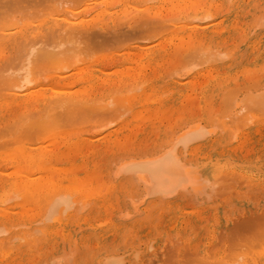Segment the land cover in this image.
<instances>
[{
	"label": "rangeland",
	"instance_id": "1",
	"mask_svg": "<svg viewBox=\"0 0 264 264\" xmlns=\"http://www.w3.org/2000/svg\"><path fill=\"white\" fill-rule=\"evenodd\" d=\"M155 1L148 6L159 3ZM212 1L215 4L216 0ZM70 2L67 6L79 13L103 1ZM109 2L105 0L101 8L106 10ZM219 3L207 11L216 13L215 32L198 41H186L185 37L183 42L187 46L181 49L176 47L177 40L170 41V31L159 33V23L153 22L157 17L152 19L142 12H134L133 19L128 17L127 25H121L122 20H114L117 23L114 25L112 13L116 8L102 9L106 12L104 19L110 17L99 22L95 16L97 26L93 25L96 30L93 29L98 34L101 32L100 36L91 30L97 38L89 41L84 38V42L79 40L83 42L81 46L74 45L80 48H76L79 52L82 50L76 54L82 58L81 61L77 58L79 64L72 61L75 63L72 66L71 58L61 70L58 69L63 66L54 68L58 73H50L45 70L53 65L43 62L41 74H49V79L46 77L44 82L40 77L37 81L38 75H35L37 82L28 87L51 83L54 89L52 85L58 84L54 92L48 86L44 87L46 90L42 87L41 94L45 97L60 96V89L68 87L67 90L72 89L70 92L78 93L77 102L81 105L73 103L69 108L47 112L42 109L36 115L41 120L36 118L32 122L35 125H30L31 131L27 132L26 126L18 121L24 109L19 108L21 112L10 103L12 100L0 97V106L5 108L0 107V114H4L0 115V184L7 185L13 177L23 183L40 182L39 191L33 194L23 188H20L22 194L19 189L0 194V228L4 229L0 237L5 240L0 243V264H104L106 258L116 256L122 258L121 264L261 263L259 254H264V0H239L235 8H231L232 0ZM89 8L90 15H96L101 9ZM164 10L163 15L170 12L171 18L182 15L179 9ZM199 11V15L206 14ZM183 14L188 16L189 12ZM44 16L29 23L49 21L50 17ZM211 21L214 22L213 19L208 22ZM17 53L20 52L15 48L6 50L7 56L2 58L0 66L6 65L9 59L10 63ZM140 53L142 58L138 56ZM223 54L226 57H217ZM75 69L78 70L74 74ZM137 75L143 76L141 81L136 80ZM87 77H93L94 81L89 83ZM106 81L108 84L103 83ZM37 121L43 124L39 129ZM192 127L211 132L202 140L189 143L186 149L179 146L176 150L190 170L198 173L203 184L179 189L168 197H144L147 192L143 183L120 168L131 160L164 152L181 133ZM21 149L30 152L35 162L12 157ZM16 193L21 197L13 196L4 205ZM56 195L71 201L67 203L69 200L65 199L58 212L74 205L65 214L60 212V216L57 212L51 217L49 206Z\"/></svg>",
	"mask_w": 264,
	"mask_h": 264
},
{
	"label": "bare ground",
	"instance_id": "2",
	"mask_svg": "<svg viewBox=\"0 0 264 264\" xmlns=\"http://www.w3.org/2000/svg\"><path fill=\"white\" fill-rule=\"evenodd\" d=\"M63 1V2H62ZM0 0V61H2V58L9 55H4V52H6V50H10V49H16L17 53L15 58H11V62L9 63V61L7 62L6 59V65L0 66V97L3 100L2 97H7L9 100H12L10 103H12L15 108L17 107L22 108L23 113H20V118H19V123H22L23 125L26 126V131L28 132V130L31 131V127L30 125H35L34 123H32L33 121L36 122L37 118L36 115L39 114V112L43 109V111H55L57 109H63L66 107H71L73 106V103H75V105H81V103L79 104V101L77 102V96L78 93L76 92H70V90L72 91V89H69L68 87H66L64 90L63 88L60 89L61 90V95L57 96V95H53L52 96H47V94H51L50 92L46 94L47 97L44 96V94H41V85L36 86V87H32V88H28L30 86H32L35 83V79L38 78L39 80L40 77H42L43 79H46V77L49 75L46 73V75H42L41 72L42 67H40L41 63H45L47 62V65H50L52 67L48 68V72H57L58 70H61V68H64L63 65L67 64L68 61L71 59V61H69L71 63V65L73 66V64H77V58H79V61H81V57L79 54V57L76 55L77 51L79 52L80 48L78 45L82 44L84 42V40L88 39L87 41H89V39H95L97 37H95L98 34L95 30L94 27H96L97 25V21L95 19V16L97 17V20L99 22L103 21L104 19V14L106 13L105 11H108V8L111 9H115V11L112 13V16L115 17V19L113 18L112 23H114L116 20L117 21H121L123 22V24L121 25H127L128 23H130V18L133 19L132 14H135L136 12H141L143 13V15H148L150 17H157V19L159 18V21L157 19L154 18L155 24L157 25V23H159L157 25V29H159V33H163V32H167L170 31L168 33L170 41L173 40H177L178 41V45H176L177 48H183L186 47L187 45L184 44L183 41H185V37H186V41L189 40L191 41H198L199 39H203L202 37L204 36H209L212 35L215 31H213L214 28H216V22L215 18H216V13L212 14L210 11L209 13L207 11L212 10L216 7H218V3H222L224 0H216L215 4L213 3L212 0H156L159 1V3H157L156 5L153 6H148L149 3L155 1V0H109L110 2L107 3L108 7L105 10L104 8H101L102 3L105 0H99V2H102L100 4H98L97 6L95 5H90L89 7L93 6L96 8H101L100 10H98V12L95 14L90 15L91 11L90 8L88 7L87 10H84V12H75L73 11V9H70V5L69 2L71 0ZM76 1V0H75ZM78 2H80V0H77ZM92 1V0H91ZM94 1V0H93ZM155 1V2H156ZM229 1V0H227ZM239 0H232V7L231 8H235L237 7V3ZM81 2H86V0H81ZM97 2V0H96ZM107 2V1H106ZM105 2V4H106ZM218 2V3H217ZM71 3V2H70ZM95 3V2H92ZM219 3V4H220ZM227 5V3H226ZM34 6V8L32 7ZM104 6V5H102ZM33 8V9H31ZM164 8H171V11H173V9L175 10H180L179 12L182 13V15L180 14V16H176V17H168L170 16V12L168 13L167 16L163 15V12L165 11ZM227 8V7H226ZM102 9H104L105 11H103ZM118 9V11L116 12V10ZM33 10V11H32ZM162 10H164L162 12ZM167 10V9H166ZM174 10V11H175ZM203 10L202 12L205 11V13L208 15H199L198 11ZM110 11V10H109ZM199 11V12H200ZM225 11H227L225 9ZM96 12V11H94ZM135 12V13H134ZM166 12V11H165ZM185 12H189L188 16L184 15L183 13ZM222 13V12H221ZM109 14H111L109 12ZM210 14V15H209ZM49 16L50 19L49 21H44L42 23H33L34 20H39V17L43 16ZM89 15L91 16V18H88ZM94 15V17H92ZM44 16V17H45ZM148 16H146V18H148ZM110 16H107V19ZM139 17V16H138ZM213 19V21H211L212 23H209V19ZM104 19V20H107ZM125 19V22H124ZM231 19V18H230ZM33 20V22H30ZM142 20V19H141ZM150 19H148L149 21ZM220 20V19H219ZM110 21V20H109ZM157 21V22H156ZM93 22V23H92ZM142 22V21H141ZM152 22V23H153ZM117 25V23H114V25ZM120 24V23H119ZM206 24V26H204ZM96 25V26H93ZM99 25V24H98ZM103 25V24H102ZM120 25V26H121ZM146 25V24H145ZM208 25V27H207ZM218 25V24H217ZM235 25V24H234ZM104 26V25H103ZM123 26H121V31H123ZM258 26V25H257ZM119 27V26H118ZM143 27V26H142ZM141 27V28H142ZM95 30H94V29ZM105 28V26L103 27ZM120 28V27H119ZM140 28V27H139ZM231 28V27H230ZM229 28V29H230ZM233 28V27H232ZM117 29V28H116ZM115 29V30H116ZM144 29V28H143ZM206 31H203V30ZM223 30V27L221 28ZM97 33L95 34V36L93 35V32ZM108 30V28L106 29ZM114 30V32H115ZM120 30V29H119ZM98 31V30H97ZM141 31V30H140ZM219 31V30H218ZM217 31V32H218ZM92 32V34H91ZM110 32V31H109ZM129 32V31H128ZM132 32V31H131ZM137 32V31H136ZM108 33V31L106 32ZM110 34V33H109ZM112 34V33H111ZM104 35V34H102ZM106 35V34H105ZM104 35V36H105ZM162 35V34H161ZM159 36V34L157 35ZM90 37V38H89ZM111 37V36H110ZM156 37V36H155ZM168 37V36H166ZM85 38V39H84ZM130 38V37H129ZM147 38V36H146ZM83 39V40H81ZM99 39V38H98ZM102 39V36L100 38V40ZM121 40V38H119ZM205 39V38H204ZM83 42H81V41ZM85 40V41H86ZM99 40V41H100ZM114 40V39H113ZM81 43H79V42ZM98 41V40H97ZM106 41V40H105ZM110 42V40H108ZM107 41V43H108ZM204 42V40H201ZM77 43V47H75L74 45H76ZM90 43V42H89ZM100 43V42H99ZM194 43V42H193ZM254 43V42H253ZM92 44L93 41H92ZM109 44V43H108ZM107 44V45H108ZM175 44V43H174ZM81 46V45H80ZM85 46V45H84ZM88 46V45H86ZM94 46V45H93ZM106 46V45H105ZM173 46V45H172ZM174 46V48H176ZM79 49V50H76ZM88 48V47H87ZM160 49V48H159ZM200 49V48H199ZM87 50V49H86ZM114 50V49H113ZM162 50V49H161ZM183 50V49H182ZM195 50V49H194ZM82 51V50H81ZM80 51V52H81ZM191 51V50H190ZM79 52V53H80ZM84 52V51H83ZM86 52V51H85ZM89 52V50H88ZM87 52V53H88ZM141 52V50H140ZM90 53V52H89ZM189 53V52H188ZM191 53V52H190ZM195 53V52H194ZM199 53V52H198ZM11 54V53H10ZM14 54V53H13ZM84 54V53H83ZM92 54V53H91ZM147 54V53H145ZM209 54V53H208ZM211 54V53H210ZM225 54V53H224ZM220 55L217 57H221L224 56L226 57V55ZM15 55V54H14ZM71 55L73 57H71ZM134 55H137L134 54ZM141 55V57H140ZM212 55V54H211ZM10 56V55H9ZM12 56V55H11ZM10 56V57H11ZM140 58H142V54L140 53L138 55ZM137 56V57H138ZM138 57V58H139ZM143 57H144V53H143ZM146 57V56H145ZM144 57V58H145ZM192 57V55H191ZM7 58V57H6ZM137 58V59H138ZM139 58V59H140ZM185 58V57H184ZM196 58V57H195ZM4 59V58H3ZM69 59V60H68ZM148 59V58H147ZM146 59V60H147ZM66 60V61H64ZM142 60V59H141ZM4 61V62H5ZM72 61H76L75 63ZM135 61V60H134ZM143 61V60H142ZM18 62V63H16ZM139 62V61H138ZM9 63V64H8ZM44 63L41 64V66L44 67ZM81 63V62H80ZM1 64V63H0ZM14 64V65H13ZM46 64V63H45ZM79 64V62H78ZM143 64V63H141ZM9 65V66H8ZM71 65H69L68 69L71 67ZM139 65V64H138ZM59 66H63V67H59ZM187 66V65H186ZM59 69L55 71L54 68H58ZM67 67V65H66ZM65 67V68H66ZM53 68V69H51ZM130 68V67H128ZM186 68V67H185ZM191 68V67H190ZM46 69V67H45ZM51 69V70H50ZM67 69V70H68ZM78 69H75L73 72L75 74V72ZM143 70V69H142ZM141 70V71H142ZM193 70V69H192ZM66 71V70H65ZM125 71V70H123ZM59 72V71H58ZM57 72V73H58ZM72 72V71H71ZM103 72V71H102ZM121 75L123 76V73L121 71H119ZM253 72V71H252ZM202 73V72H201ZM42 76H41V75ZM68 74V73H67ZM73 74V76H74ZM127 74V73H126ZM210 74V73H209ZM2 75H6L4 77H2ZM35 75H38V77ZM60 74H58L57 76H59ZM63 75V74H62ZM61 75V77H62ZM79 75V74H78ZM87 75V74H86ZM55 76V75H54ZM52 76V77H54ZM66 76V74L64 75ZM63 76V77H64ZM88 76V75H87ZM91 76V75H90ZM118 76V74H117ZM128 76V75H127ZM138 76V75H137ZM140 76V75H139ZM138 76V77H139ZM45 77V78H44ZM50 77V75H49ZM135 79L141 81V78L143 77H139L140 79ZM224 77V76H223ZM77 78V77H76ZM130 78V77H128ZM184 78V77H183ZM47 79H49L47 77ZM46 79V80H47ZM60 80L62 78H59ZM86 79V77L84 78ZM100 79V78H99ZM133 79V80H135ZM144 79V78H143ZM142 79V80H143ZM260 79V78H259ZM45 80V81H46ZM56 80V78H55ZM80 80V78H79ZM92 80L94 81L93 77H87V81L92 82ZM103 80V79H102ZM105 80V79H104ZM107 80V79H106ZM132 80V81H133ZM135 80V81H136ZM212 80V79H211ZM261 80V79H260ZM36 81V82H37ZM44 81V80H43ZM44 81V82H45ZM58 81V79H57ZM62 81V80H61ZM85 81V82H87ZM96 81V80H95ZM133 81V82H135ZM43 82V83H44ZM67 82V81H66ZM84 82V80L82 81ZM102 82V81H101ZM209 82V81H208ZM234 82V81H233ZM50 83V82H49ZM54 83V81H53ZM65 83V82H64ZM63 83V84H64ZM69 83V82H68ZM76 83V82H75ZM99 83V82H98ZM108 84V81L103 82ZM179 83V81H178ZM181 83V82H180ZM51 84V83H50ZM48 84L47 86L50 88V91L54 92V89L56 88V86L58 87V84L55 85V83L52 85V87L54 89L51 88V85ZM62 84V85H63ZM146 84V83H145ZM144 84V85H145ZM207 84V82H206ZM43 85V84H42ZM67 85V84H66ZM70 85V84H69ZM72 85V84H71ZM150 85V84H149ZM152 85V84H151ZM47 86H44L47 88ZM68 86V85H67ZM85 86V85H82ZM203 86V85H202ZM259 86V85H258ZM40 87V88H39ZM43 87V88H44ZM86 88V87H85ZM83 88V89H85ZM45 89V88H44ZM80 89V88H79ZM90 89V87H89ZM92 89V88H91ZM121 89V88H120ZM148 89V88H147ZM151 89V87H150ZM236 89V88H235ZM46 90V89H45ZM76 90V89H73ZM78 90V89H77ZM88 90V89H87ZM64 91V93L62 92ZM66 91V92H65ZM80 91V90H78ZM77 91V92H78ZM86 91V90H84ZM83 91V92H84ZM91 91V90H89ZM120 91V90H119ZM200 91V90H199ZM3 92V93H2ZM57 93V91H55ZM58 93H60V91H58ZM79 94H81L79 92ZM88 95H90V93H88ZM99 95V94H98ZM164 95V94H163ZM88 97L87 95H83V97ZM82 97V98H83ZM93 97V96H92ZM80 98V97H79ZM78 98V99H79ZM121 98V97H120ZM7 99V100H8ZM5 100V99H4ZM5 100V101H7ZM101 100V99H100ZM103 100V99H102ZM124 100V98H123ZM130 100V99H129ZM35 102L34 104L32 102ZM86 101V99H85ZM90 101H93L90 99ZM107 102V101H106ZM113 102V101H111ZM115 102V101H114ZM131 102V101H130ZM190 102V101H189ZM6 102H4V106H6L8 109L9 107L7 105H5ZM32 103V105L30 104ZM199 103V102H198ZM243 103V102H242ZM2 104V103H1ZM11 104V106H12ZM83 104V103H82ZM87 104V101L86 103ZM89 104V103H88ZM92 104V103H91ZM126 104V103H125ZM111 104H109L110 106ZM113 105V104H112ZM1 107V106H0ZM13 107V106H12ZM119 107V106H118ZM197 107V106H196ZM264 107V106H262ZM4 108V107H1ZM13 107V109H15ZM73 108V107H72ZM81 108V107H80ZM84 108V107H83ZM86 108V107H85ZM92 108V107H91ZM94 108V107H93ZM92 108V109H93ZM106 108V107H105ZM26 109V110H25ZM75 109V107H74ZM98 109V107H97ZM101 109V108H100ZM108 109V108H107ZM126 109V108H124ZM1 110V109H0ZM5 110V108H4ZM12 110V109H11ZM10 110V111H11ZM20 110V109H19ZM18 110V111H19ZM22 110H20L22 112ZM88 110V108H87ZM102 110V109H101ZM114 110V109H113ZM225 110V109H224ZM255 110V109H254ZM7 111V110H6ZM9 111V110H8ZM14 110H12L13 112ZM33 111H36L35 113ZM59 111V110H58ZM57 111V112H58ZM71 111V110H70ZM77 111V109L75 110ZM74 111V112H75ZM99 111V110H98ZM117 110H115L116 112ZM241 111V110H240ZM261 111V110H260ZM15 112V111H14ZM67 112V111H66ZM69 112V111H68ZM67 112V113H68ZM91 112V109H90ZM101 112V111H100ZM105 112V111H104ZM113 112V113H115ZM125 112V111H123ZM254 112V111H253ZM6 114H8L7 112H4ZM84 113V112H83ZM93 113V112H92ZM212 113V112H211ZM47 114V113H44ZM57 114V113H55ZM74 114V113H73ZM91 114V113H90ZM95 114V113H94ZM104 114V113H103ZM102 114V115H103ZM111 114V113H110ZM117 114V113H116ZM120 114V113H118ZM117 114V115H118ZM1 115V114H0ZM4 115V114H3ZM1 115V117L3 116ZM43 115V114H42ZM64 117V114H62ZM72 115V114H71ZM80 115V114H79ZM86 115V114H85ZM96 115V114H95ZM108 115V114H107ZM116 115V116H117ZM122 115V113H121ZM49 116V115H46ZM60 116V114H59ZM67 116V115H66ZM69 116V115H68ZM78 116V115H77ZM87 116V115H86ZM89 116V115H88ZM239 116V115H238ZM261 116V115H260ZM95 117V116H93ZM103 117V116H102ZM111 117V116H110ZM119 117H121L119 115ZM37 118V119H36ZM60 118V117H59ZM67 118V117H66ZM73 118V116H72ZM118 118V117H117ZM123 118V117H122ZM121 118V119H122ZM237 118V117H236ZM260 118V117H259ZM43 119V118H42ZM53 119V118H52ZM234 119V117H233ZM41 120V119H40ZM38 120V121H40ZM79 120V119H78ZM94 120V118H93ZM97 120V119H96ZM236 120V119H235ZM37 121V122H38ZM47 121V120H46ZM50 122V120H48ZM60 121V120H59ZM74 121V120H73ZM239 121V120H236ZM17 122V121H16ZM45 122V121H44ZM43 122V123H44ZM220 122V121H219ZM12 123V122H11ZM18 123V122H17ZM32 123V124H31ZM39 124H37L36 128H40L43 124H40V122H38ZM62 123V122H61ZM64 123V122H63ZM104 123H106L104 121ZM71 124V123H70ZM95 124V123H94ZM100 124V123H99ZM46 125V124H45ZM59 125V124H58ZM19 126V125H18ZM17 126V127H18ZM28 126V127H27ZM50 126V125H47ZM61 126V125H60ZM242 126V125H241ZM55 127V126H54ZM222 127V126H221ZM239 127V126H238ZM13 128V127H12ZM21 128V127H20ZM18 128V129H20ZM38 128V129H39ZM46 128V127H44ZM42 130V129H40ZM186 130V129H185ZM4 131V130H3ZM37 131V129L35 130ZM13 132V131H12ZM39 132V131H38ZM45 132V131H44ZM211 131L210 130H205L203 128H199V127H192L190 128L188 131L183 132L179 135V137L177 138V140L175 141V143H173V146L167 148V150H165L162 153L156 154L154 156L151 157H146V158H142V159H135V160H131L127 163H125L121 169V171L123 170L125 173H131L135 176H137V178L143 183V187H145V191L147 192L146 194H144V197H168L173 195L175 192H177L179 189H185L188 186H193V187H197L202 181L200 180V176L196 174H194L191 170L190 167L188 165L185 164V162L181 159V156L178 154L177 152V147L181 146L184 147L186 149V146L196 140H202L205 136H207V134H209ZM31 133V132H30ZM33 133V131H32ZM42 134V132L40 133ZM109 134V133H108ZM232 134V133H231ZM6 135V133H5ZM37 136L40 135L38 133H36ZM171 135V134H170ZM19 136V135H18ZM231 136V135H230ZM3 137V136H2ZM5 137V136H4ZM31 137V136H30ZM36 137V136H35ZM37 138V137H36ZM42 138V137H41ZM15 141V138H13ZM4 141V140H3ZM9 141V140H8ZM18 141V140H17ZM16 141V142H17ZM15 142L14 145H16L17 143ZM24 142V141H23ZM7 143V141H6ZM8 145V144H7ZM5 145V146H7ZM13 145V144H11ZM9 145V146H11ZM13 147V146H12ZM4 149V148H3ZM26 151V150H25ZM24 150H19L17 151V155H13L12 157H16V159L18 160H23V162H28L27 159H29L30 163H34L35 160L32 157V154L30 152H25ZM52 155V154H51ZM43 157V156H42ZM15 160V158H14ZM17 164V162H15ZM20 164V163H19ZM23 165V164H22ZM34 165V164H33ZM42 165V164H41ZM40 165V166H41ZM121 167V166H119ZM118 172V171H117ZM123 172V173H124ZM119 173V172H118ZM49 175V174H48ZM126 175V174H125ZM26 176V175H25ZM45 176V175H43ZM28 177V176H27ZM49 178V176H46V178ZM16 179V180H13ZM12 180H10L11 182H9L7 185L5 184L4 186L2 185V183L0 184V186H2L3 188H1L0 194L3 193V195L13 189H19L23 188L24 191H28L29 193L33 194L35 192L39 191V186H40V182L38 183H23L21 182V180L19 181V179L17 180V178L13 177ZM50 181V180H48ZM1 182V180H0ZM46 183V182H45ZM48 183V182H47ZM203 184V183H201ZM221 184V183H220ZM72 186V185H71ZM201 186V185H200ZM5 187V188H4ZM76 190L79 191V189L75 188ZM202 189V186H201ZM22 190V189H21ZM72 190V187H71ZM70 190V191H71ZM86 190V189H85ZM15 191V190H14ZM19 193V194H20ZM81 193V192H80ZM22 194V193H21ZM20 194V195H21ZM77 194V193H75ZM100 194V193H98ZM54 195V194H53ZM232 195V194H231ZM18 199L19 195H17V193L15 195H11V199L8 197V199L3 202L5 203L4 205H6V203L10 200H13L14 198ZM52 196V195H51ZM57 196V195H56ZM67 196V195H66ZM4 197V196H3ZM143 197V198H144ZM49 198V197H48ZM69 198V197H68ZM142 198V199H143ZM45 199V198H44ZM67 203L71 202L70 199H67V197L64 196H57L55 197L52 201V203L50 204V208L49 211L51 214V217L54 216L57 212L58 209L60 208V206L62 207V205H64L66 202ZM26 200H28V197L26 198ZM25 200V201H26ZM49 202V201H48ZM141 202V200L139 201ZM143 202V200H142ZM133 203V202H132ZM73 204V203H72ZM2 205V204H1ZM68 206H70V204H66ZM74 205V204H73ZM72 205V206H73ZM70 206V207H72ZM70 207H64L65 209H63L62 211H59L58 213H63L65 214V212L67 210H69ZM63 208V207H62ZM103 208V207H102ZM136 208V207H135ZM9 209V208H8ZM1 212V211H0ZM11 212V211H10ZM60 213V216H61ZM21 214V213H20ZM28 215V214H27ZM25 215V217L27 216ZM0 216H2L0 214ZM50 216V215H49ZM120 216V215H119ZM48 217V214H47ZM51 217L49 219H51ZM125 217V216H124ZM10 218V217H8ZM56 218V217H55ZM62 218V217H61ZM5 219V216H4ZM3 219V220H4ZM27 219V218H26ZM31 219V217H30ZM33 219V216H32ZM31 219V220H32ZM125 219V218H124ZM44 221V220H43ZM5 222V221H4ZM12 222V221H11ZM15 222V221H14ZM27 222H29L27 220ZM84 223V222H83ZM9 224V222H8ZM15 224V223H14ZM19 227V225H18ZM23 228V227H22ZM80 228V227H79ZM83 228V227H82ZM45 229V228H44ZM43 229V232H44ZM77 229V228H76ZM257 229V228H256ZM3 228H0V235H2L3 233ZM254 230V229H253ZM50 231V230H48ZM77 231V230H75ZM7 232V231H6ZM34 232V230H33ZM53 232V231H52ZM4 234V233H3ZM34 234V233H32ZM53 234V233H52ZM76 234V233H74ZM32 236H30L31 238ZM63 237H65L63 235ZM202 237V236H201ZM28 238V237H27ZM13 239V237H12ZM15 239V238H14ZM20 239V238H19ZM23 239V238H22ZM26 239V238H25ZM29 239V238H28ZM26 239V240H28ZM18 240V239H15ZM5 240L3 238L0 237V243H3ZM12 241V240H11ZM14 241V240H13ZM19 241V240H18ZM22 241V240H21ZM24 241V240H23ZM29 241H31L29 239ZM224 241V240H223ZM257 242V241H256ZM253 243V241H252ZM126 244V243H125ZM257 244V243H256ZM260 244V243H259ZM29 245V243H27L24 246ZM198 245V244H196ZM215 245V244H214ZM264 245V244H262ZM17 246V245H16ZM176 246V245H174ZM178 246V245H177ZM194 247V246H193ZM177 248V247H176ZM261 248V244L258 250H260ZM10 249V248H9ZM39 249V248H37ZM218 249V248H217ZM75 250V249H74ZM186 250V249H185ZM262 250H264V248H262ZM8 251V250H7ZM39 251V250H38ZM63 252V251H62ZM77 252V251H76ZM264 253V252H262ZM65 254V253H64ZM249 254V253H248ZM245 255V254H244ZM262 255L261 257V263L260 264H264V254H259ZM51 256V255H50ZM169 257V256H168ZM199 257V256H198ZM60 258V257H59ZM72 258V257H71ZM200 258V257H199ZM259 258V257H258ZM257 258V259H258ZM3 259V258H2ZM1 259V260H2ZM176 259V258H175ZM12 260V259H10ZM57 260V259H56ZM173 260V259H172ZM181 260V259H180ZM52 261V260H51ZM60 261V260H59ZM67 261V260H66ZM122 261V258L120 257H108L106 258L104 264H121L120 262ZM182 261V260H181ZM249 261V260H248ZM63 262V261H62ZM65 262V261H64ZM68 262V261H67ZM123 262V261H122ZM188 262V261H187ZM224 262V261H223ZM242 262V261H241ZM49 263V262H48ZM56 263V262H55ZM66 263V262H65ZM225 263V262H224ZM255 263V262H254ZM54 264V263H52ZM67 264V263H66ZM233 264V263H232ZM235 264V263H234ZM238 264V263H236ZM258 264V262H257Z\"/></svg>",
	"mask_w": 264,
	"mask_h": 264
}]
</instances>
